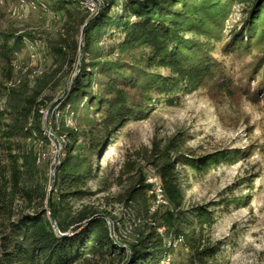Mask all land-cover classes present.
<instances>
[{"label": "trees", "instance_id": "1", "mask_svg": "<svg viewBox=\"0 0 264 264\" xmlns=\"http://www.w3.org/2000/svg\"><path fill=\"white\" fill-rule=\"evenodd\" d=\"M31 1L61 31L44 40L50 71L31 81H16L15 61L41 39L0 31V264H161L177 250L186 256L179 264H212L218 249L209 233L237 202L185 206L184 192L243 152L196 157L177 133L111 179L100 160L156 107L200 91L263 97L264 0H100L93 15L85 0ZM236 5L242 18L228 27ZM58 78L70 84L56 97ZM51 144L60 145L53 163L41 152ZM148 176L168 203L153 211ZM115 206L125 214L116 218Z\"/></svg>", "mask_w": 264, "mask_h": 264}, {"label": "rangeland", "instance_id": "2", "mask_svg": "<svg viewBox=\"0 0 264 264\" xmlns=\"http://www.w3.org/2000/svg\"><path fill=\"white\" fill-rule=\"evenodd\" d=\"M85 1L90 15L98 11L100 0ZM241 16V8L236 5L228 27L239 24ZM60 27L56 16L31 0H0V31L31 33L41 39L18 55L16 81L24 77L31 81L35 75L50 71L45 41L55 42ZM78 43L81 44V38ZM75 74L74 67L70 78ZM56 81L57 97L70 83L65 78ZM47 114L48 109L42 111L43 126ZM177 133L186 134V148L196 157L222 150L244 153L240 159L192 181L190 189L184 192V203L202 205L224 196L237 202L230 212L218 216L209 233L211 243L218 249L212 264H264V96L250 102L240 94L226 100L200 91L186 96L177 107H156L146 120L125 127L114 145L103 153V177L111 179L124 163L138 161L153 141L163 142ZM41 152L53 163L58 160L60 145L51 144ZM116 192L117 188H113L108 194ZM105 195L100 194L98 199ZM113 213L116 218L125 214L120 206H115ZM108 225L114 234L113 224ZM185 257L184 251L177 250L169 259L170 264L183 263Z\"/></svg>", "mask_w": 264, "mask_h": 264}, {"label": "built area", "instance_id": "3", "mask_svg": "<svg viewBox=\"0 0 264 264\" xmlns=\"http://www.w3.org/2000/svg\"><path fill=\"white\" fill-rule=\"evenodd\" d=\"M149 182L151 186V194L154 196V204L152 207V211L156 209L157 207L165 206L164 203H161V196L157 190V180H155V176H148ZM170 264V261L169 263Z\"/></svg>", "mask_w": 264, "mask_h": 264}, {"label": "bare ground", "instance_id": "4", "mask_svg": "<svg viewBox=\"0 0 264 264\" xmlns=\"http://www.w3.org/2000/svg\"><path fill=\"white\" fill-rule=\"evenodd\" d=\"M155 180H157V178L155 177ZM146 182L148 183V184H150V182H149V177L147 178V180H146ZM157 190H158V192H159V194H160V196H161V203H164V205L166 206L168 203H167V201L164 199V197H163V195H162V191H161V189H160V184L158 183V180H157ZM160 232H162V229L160 230ZM169 259H166L164 262H162L161 264H168L169 263Z\"/></svg>", "mask_w": 264, "mask_h": 264}, {"label": "water", "instance_id": "5", "mask_svg": "<svg viewBox=\"0 0 264 264\" xmlns=\"http://www.w3.org/2000/svg\"><path fill=\"white\" fill-rule=\"evenodd\" d=\"M78 48H79V50L81 49V44H79ZM43 127L45 129V126H43ZM53 172H54V170L51 173L52 174L51 178L53 177ZM49 194H50V190H49ZM49 220H50L51 224L55 227V223H54L53 219L50 217Z\"/></svg>", "mask_w": 264, "mask_h": 264}]
</instances>
